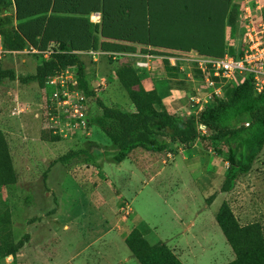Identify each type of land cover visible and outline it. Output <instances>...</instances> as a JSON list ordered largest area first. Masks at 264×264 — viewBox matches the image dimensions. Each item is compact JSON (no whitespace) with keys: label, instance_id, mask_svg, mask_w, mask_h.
Segmentation results:
<instances>
[{"label":"rangeland","instance_id":"1","mask_svg":"<svg viewBox=\"0 0 264 264\" xmlns=\"http://www.w3.org/2000/svg\"><path fill=\"white\" fill-rule=\"evenodd\" d=\"M74 1L34 0L23 5L28 14L15 24L30 22L38 45L30 42L24 51L0 52L1 66L14 72V79L5 78L0 84V128L17 173L16 183L0 187L12 218L0 233L14 242L29 234L28 242L16 254L1 258L0 264H140L124 241L134 227L148 241L164 242L184 264L231 261L234 254L215 213L227 201L241 224L259 221L264 227V147L231 191L218 192L227 166L225 148L219 154L212 145L204 148L200 142L189 147L170 143L165 151H140L117 163L111 160L116 148L88 122L67 138L65 131L56 133L66 141H51L58 129L46 109L53 84L41 88L19 77L34 74L42 57L58 49L57 38L63 32L57 29L79 25L75 41L86 46L79 53L94 92L86 101V114L97 110L96 97L131 110L114 68L131 63L134 55H151L154 62L144 71L143 83L163 95L168 110L175 108V115L185 117L194 113L188 106L191 86L201 81L194 57L236 53L230 51L235 40L227 13L232 4L241 7L244 0H127L122 5L118 0ZM12 7L16 14L15 4ZM120 8L142 18L143 27L140 23L134 33L137 39L102 34L108 14ZM60 18L72 21L55 27ZM82 34H89L88 41ZM40 41L46 48L41 49ZM169 55L193 59L188 58L185 71H178L168 66ZM75 73L70 68L67 76ZM153 126L162 129L158 122ZM199 131L206 133L201 127ZM71 148L88 151L89 161L84 160L87 152L66 164L57 160ZM33 217L39 218L31 221Z\"/></svg>","mask_w":264,"mask_h":264},{"label":"trees","instance_id":"2","mask_svg":"<svg viewBox=\"0 0 264 264\" xmlns=\"http://www.w3.org/2000/svg\"><path fill=\"white\" fill-rule=\"evenodd\" d=\"M31 1L34 0H0L1 52L24 51L30 42L38 45L34 40V34H31L32 30L28 28L30 22L15 24L16 19L22 21L28 14V10L23 8V5L28 6ZM64 1L75 2L74 0ZM126 1L118 0V3L122 5ZM82 2L85 4L86 0H82ZM14 4L16 14L12 13ZM221 4L225 7V3L221 2ZM92 7L95 8L94 4ZM239 11L240 6L232 4L227 13L226 22L233 39L237 33ZM107 17L108 21L102 27V34L116 39H137L134 36L135 30L140 26V23L142 27L144 25L142 18L121 10V8L112 10ZM199 19L200 16L196 18V20ZM57 21L58 23L54 24L55 27L72 20L60 18ZM78 24L81 23L78 22ZM57 30L63 32L60 38H57L58 49L53 50L46 57H42L35 67L34 74L19 77V79L24 83L36 82L39 87L47 88L48 77L65 69L74 68L76 72L74 76L77 80L76 88L89 99L94 96V92L89 88L85 78L87 66L79 53V51L85 50L86 46H81L75 41L76 34L81 32L79 25L78 28L68 27ZM82 35L88 41L89 34ZM94 41L95 39L91 42L93 47L95 46ZM41 44V49L46 48L45 43ZM231 47L230 51H234V49L237 51L233 44ZM144 74V71L129 63L117 64L114 68V75L126 92L133 108L123 110L117 106L108 105L96 97L97 110L94 113H89L88 125L98 128L116 148L111 160L120 163L137 148L149 152H162L168 149L170 143L189 147L195 142H200L204 148L212 145L219 154L222 153V148H225L227 166L218 192L231 191L238 178L251 170L264 147V87L257 91L252 75L246 74L238 84L225 85L222 96L214 97L212 102L205 105L198 113H190L183 117L167 110L163 103L164 97L157 89H148L145 86L143 83ZM5 78L14 79V72L11 69L3 68L0 64V84ZM51 105L53 104L48 105L46 109L49 116H54L55 110ZM154 122H158L162 129L154 128ZM200 127L206 133H200ZM56 133L58 132L51 134V141H66ZM71 133L73 134L74 131L68 132L64 138H67ZM217 144L218 147H216ZM83 153H86L84 160L89 161L91 154L88 151L72 148L59 156L57 160L66 164L71 159L81 157ZM16 181L17 173L9 145L5 133L0 128V187L14 184ZM218 192L215 191L209 195L207 201L210 202L215 198ZM36 218L39 217H33L31 221ZM215 220L234 254V258L225 264H264V227L261 222L253 221L241 224L227 201L220 204L215 213ZM11 224L12 218L8 202L0 195V229L9 227ZM28 240V233L22 235L15 242L6 239L0 233V259L16 254ZM124 241L131 255L140 264H184L164 242L148 241L136 227L126 234Z\"/></svg>","mask_w":264,"mask_h":264},{"label":"built area","instance_id":"3","mask_svg":"<svg viewBox=\"0 0 264 264\" xmlns=\"http://www.w3.org/2000/svg\"><path fill=\"white\" fill-rule=\"evenodd\" d=\"M237 26L233 44L237 48L235 55L194 57L201 81L194 82L191 86L188 98L190 111L193 109L194 113H198L214 97L222 96L225 85L238 84L246 74L252 75L257 91L264 87V4L256 0L250 4L249 0H244L237 17ZM165 58L168 66L178 71H185L188 58L193 59L191 57L180 59L173 55ZM153 62L154 57L151 55H134L129 64L147 71ZM67 73L69 70L65 69L49 78L48 84H53L51 89L53 91L48 95L50 103H47V106L53 104L51 107L53 106L55 110V115L51 116L58 123L55 132L62 134L65 131L63 133L65 136L68 130L72 132L73 129H85L89 116V113L86 114L87 98L76 88V77L67 76ZM71 76L74 79H71ZM200 84H203V87H200Z\"/></svg>","mask_w":264,"mask_h":264},{"label":"crops","instance_id":"4","mask_svg":"<svg viewBox=\"0 0 264 264\" xmlns=\"http://www.w3.org/2000/svg\"><path fill=\"white\" fill-rule=\"evenodd\" d=\"M166 99H167V98H166ZM163 100H165V99L163 98ZM168 100H171V99H168ZM167 102H168V101H167ZM164 105H166V103H164ZM188 106H189V102H188ZM165 107H166V106H165ZM167 110H168V109H167ZM168 111L171 112V113H173V114H174V112H177V111H175V108H172L171 110H168ZM140 151L146 152V153H148V154H149V153H153V152H149V151H145V150L140 149V150H138V151L133 150V151L129 154V156H130V155L133 156L134 153L139 154V153H141ZM136 157H139V155H136ZM152 157H154L153 154H152ZM134 159H135V157H134ZM152 167H153V166H152ZM154 171H155V173L158 172L157 166H155ZM179 259H180V258H179Z\"/></svg>","mask_w":264,"mask_h":264}]
</instances>
